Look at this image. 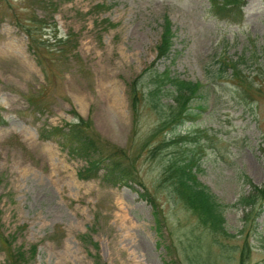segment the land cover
I'll list each match as a JSON object with an SVG mask.
<instances>
[{
    "label": "rangeland",
    "instance_id": "rangeland-1",
    "mask_svg": "<svg viewBox=\"0 0 264 264\" xmlns=\"http://www.w3.org/2000/svg\"><path fill=\"white\" fill-rule=\"evenodd\" d=\"M56 1L45 12L40 0H0V230L26 251L23 264H264V200H240L264 183V69L256 75L251 62L264 59V0H245L238 22L212 15L208 0ZM10 13L44 15L41 30L67 38L64 52L41 48L40 67ZM163 15L173 44L156 57ZM220 48L253 77L243 80L246 104L234 81H219L192 98L198 114L175 126L162 124L167 107L145 94L131 112L127 82L146 65L203 83ZM147 86L142 79L140 90ZM76 114L89 118L105 151L122 149L142 186L78 178L87 157L38 136ZM187 157L223 204L222 228L201 223L164 182L169 162ZM144 188L155 208L138 196Z\"/></svg>",
    "mask_w": 264,
    "mask_h": 264
},
{
    "label": "trees",
    "instance_id": "trees-1",
    "mask_svg": "<svg viewBox=\"0 0 264 264\" xmlns=\"http://www.w3.org/2000/svg\"><path fill=\"white\" fill-rule=\"evenodd\" d=\"M39 6L44 9L48 6L53 10L57 3L56 0H40ZM244 0H208L209 11L217 17L226 18L228 20L238 21L241 16V5ZM94 6H102V3H96ZM46 12V11H45ZM10 19L14 24L21 29L27 39L28 48L34 53L35 60L40 66H43V59L41 58V48H46L47 52L63 53V44L67 42V38L56 36V32L45 36L46 32L41 28L46 26L43 21L44 15L37 14L27 17L25 21L18 20L14 14H9ZM27 20V21H26ZM106 24H113L106 17L102 18ZM159 39L156 43V57L166 55L172 45V37L174 31L170 28V21L166 15L163 16L160 24ZM215 67L210 69L209 79L203 83L192 81L187 78L179 77L170 74L167 69L157 71L153 67V62L142 68L136 76L127 82V96L129 99V107L131 112H135L138 107V102L144 98V94L152 102L153 105L164 104L167 111H164L162 124L175 126L182 123L186 119L194 118L203 106L201 103L195 104L193 109L190 108L192 98L198 95L199 90H212L213 86L219 81H234L232 84L237 86L236 96L241 104H246V97L248 98V87L243 86L245 76L241 70V59L231 58L225 54L224 50L219 49L213 55ZM252 63H257L258 75L262 72L264 63L263 60H252ZM149 70L148 72H146ZM147 79L148 86L145 92L140 90L141 80ZM253 77L249 78V83H252ZM163 95H169L172 103L161 102ZM197 109V110H195ZM75 120L65 122L63 125L55 126H40L38 128V135L43 138L53 137L61 146H67L70 153H79L84 158L87 157L86 165L78 168L76 174L79 178L99 177L102 182L106 184H126L130 185V181L136 182L142 186L143 182L137 174L135 169L130 166V161L119 147H111L107 151L103 149L106 141L100 139L91 129L89 118H83L76 114ZM160 124L154 128L152 135L158 131ZM264 143V135L262 136ZM98 143V145H97ZM161 143V142H160ZM146 145V144H145ZM90 154H95V157L88 158ZM193 159L187 157L181 162L170 161L162 173L164 182L170 187L173 194L178 196L190 209H192L201 223L208 224L210 228H222L221 207L223 204L217 200L216 196L208 189V187L198 180L193 170ZM101 173L98 174V170ZM252 192L247 196L241 197L242 202H253L254 197H259L264 200V183L261 187L252 185ZM140 197L146 199L152 208L156 207V201L150 193L138 191ZM0 249L3 250L4 264H23L27 261L26 251L20 247L11 248L9 237L0 230ZM35 251V244L29 246V252L33 254ZM97 254L95 255V258ZM95 264H104L100 260H95Z\"/></svg>",
    "mask_w": 264,
    "mask_h": 264
}]
</instances>
